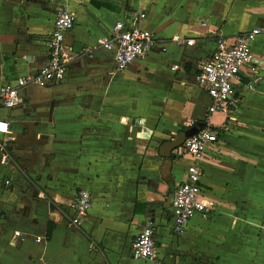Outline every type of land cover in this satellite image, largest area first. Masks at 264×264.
Listing matches in <instances>:
<instances>
[{
	"label": "crops",
	"instance_id": "0c3cea01",
	"mask_svg": "<svg viewBox=\"0 0 264 264\" xmlns=\"http://www.w3.org/2000/svg\"><path fill=\"white\" fill-rule=\"evenodd\" d=\"M62 7L75 16L64 79L28 86L17 107L0 109V264H264V34L251 43L256 74L241 71L227 115L208 113L195 82L218 38L231 45L264 27V0H0V86L46 63ZM133 12L145 14L139 26L154 45L117 72L96 40ZM174 35L193 45L177 46ZM207 127L217 141L196 161L184 142ZM191 164L208 209L177 236L167 200ZM79 190L92 206L77 229L69 222ZM146 224L154 257L134 260Z\"/></svg>",
	"mask_w": 264,
	"mask_h": 264
},
{
	"label": "built area",
	"instance_id": "2783aa9c",
	"mask_svg": "<svg viewBox=\"0 0 264 264\" xmlns=\"http://www.w3.org/2000/svg\"><path fill=\"white\" fill-rule=\"evenodd\" d=\"M145 18L144 13H130L127 22H116L110 34L96 40V46L113 53L115 70L123 71L134 61L144 57L153 47V35L150 31L139 26ZM75 24V16L66 8H59L53 21V29L47 42L48 58L46 63L35 73L16 78L13 85L0 86V109L11 110L21 103L20 92L28 86L45 87L60 83L66 74L63 59L65 52L64 38ZM264 34V27L254 28L236 36L231 45L226 40L218 38L216 49L211 57L200 64L199 73L195 76L196 84L203 89L210 99L208 113H229L233 98V87L239 82L243 69L249 67L256 74V63L251 51V43L255 38ZM172 41L179 47L192 46V40H186L180 35H174ZM84 52H89L86 48ZM177 67H173L175 70ZM252 88L251 85L248 86ZM8 124L0 119V154L1 164L7 165L8 156ZM217 141V135L210 128H204L188 137L184 142V151L196 161L204 158L208 145ZM201 167L191 164L186 169L185 181L178 185L173 193L171 202V222L175 235L185 233L190 220L197 215H205L208 207L201 197ZM8 184V182H6ZM92 206L90 193L79 190L73 202L74 217L69 225L79 228ZM15 236H20L18 232ZM37 241L40 238H36ZM155 253L154 231L146 224L137 234L131 245V255L134 260H152Z\"/></svg>",
	"mask_w": 264,
	"mask_h": 264
},
{
	"label": "water",
	"instance_id": "95a60500",
	"mask_svg": "<svg viewBox=\"0 0 264 264\" xmlns=\"http://www.w3.org/2000/svg\"><path fill=\"white\" fill-rule=\"evenodd\" d=\"M197 131H198V130H193V129H192V130L190 131V133H189V137L192 136V135H194V134H196ZM172 199H173V195H170V196L168 197V200H167V201H168V202H171Z\"/></svg>",
	"mask_w": 264,
	"mask_h": 264
}]
</instances>
